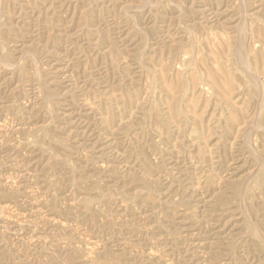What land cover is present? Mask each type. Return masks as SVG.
I'll return each mask as SVG.
<instances>
[{
  "label": "rangeland",
  "instance_id": "1",
  "mask_svg": "<svg viewBox=\"0 0 264 264\" xmlns=\"http://www.w3.org/2000/svg\"><path fill=\"white\" fill-rule=\"evenodd\" d=\"M57 1L0 0V264H264V0Z\"/></svg>",
  "mask_w": 264,
  "mask_h": 264
},
{
  "label": "bare ground",
  "instance_id": "2",
  "mask_svg": "<svg viewBox=\"0 0 264 264\" xmlns=\"http://www.w3.org/2000/svg\"><path fill=\"white\" fill-rule=\"evenodd\" d=\"M1 1H2V0H1ZM8 1L12 2V5H13V3H14V5H15V4H17V5L20 4L19 7H20V8L22 7V8H21V9L19 8V10L16 9V10L18 11V13L20 14V17L25 16V17H27L28 19H32L33 17L31 16V12H32L33 10H35V9L39 10L40 12L37 11V12H38V18L41 19V20H43L42 22H41V20H40V23H43L44 26H45V16H46V15H45V13H42V12H43L42 9H43V10L45 9V11H47L48 8H46V5H48V6L52 7L53 11H54V8H55V12H56V11H57L56 9H58V8L60 9V6H61V5H64V4L62 3L63 1H62L61 4H60L57 0H46V1H50V2H48L47 4L45 3V4L43 5V7H42V6L40 7V5H42L44 2H46L45 0H38V3H40V5H36V4H37L36 1H35L36 3L33 4L34 1L32 2L31 0H8ZM64 1H65V0H64ZM72 1L74 2V0H72ZM80 1H81V0H80ZM93 1H94V0H93ZM100 1H101V0H100ZM155 1H156V0H154L153 2H155ZM157 1H160V0H157ZM157 1H156V2H157ZM164 1H165V0H164ZM10 2H9V3H10ZM31 2H32V3H31ZM56 2H57V3H56ZM95 2H96V1H95ZM95 2H94V3H95ZM145 2H146V1H142V3H143L142 6H143V5L145 6V4H147V3H145ZM148 2H149V1H148ZM153 2H152V3H153ZM199 2H200V1H199ZM199 2H198V5H199ZM0 3H1V2H0ZM75 3H76V1H75ZM96 3H98V1H97ZM144 3H145V4H144ZM150 3H151V2H150ZM157 3H158V2H157ZM159 3H160V2H159ZM165 3H166V2H165ZM165 3H164L163 6H165ZM173 3H174V2H173ZM5 4H7V6L9 7L8 2H6V0H5ZM10 4H11V3H10ZM21 4H23V5L21 6ZM56 4H60V5H57L58 7H56ZM67 4H68V3H67ZM67 4H66V7H67ZM100 4H101V3H100ZM148 4H149V3H148ZM153 4H154V3H153ZM168 4H169V3H168ZM168 4H167V7L171 5V3H170V5H168ZM193 4H194V3H193ZM202 4H203V3H202ZM202 4H201V5H202ZM14 5H13V6H14ZM94 5H95V4H94ZM158 5H159V4H158ZM177 5H178V4H177ZM191 5H192V4H191ZM194 5H195V4H194ZM196 5H197V4H196ZM196 5H195V6H196ZM201 5H200V6H201ZM243 5H244V4H243ZM0 6H1L0 10H6V6H5V7H2V6H4L3 4L0 5ZM104 6H105V5H104ZM147 6H148V5H146V7H147ZM149 6H150V4H149ZM155 6H156V5H155ZM172 6H175V5H172ZM10 7H11V6H10ZM10 7H9V8H10ZM62 7H63V6H62ZM62 7H61V8H62ZM71 7H72V6H71ZM139 7H140V6H139ZM182 7H184V6H182ZM190 7H192V6H190ZM198 7H199V6H198ZM203 7H204V5H203ZM242 7H245V6H242ZM2 8H3V9H2ZM14 8H16V6H15ZM64 8H65V7H64ZM64 8H63V9H64ZM74 8H75V7H74ZM141 8H142V7H141ZM179 8H180V7H179ZM179 8L177 7V10H178ZM72 9H73V8H70V11H71ZM139 9H140V8H139ZM142 9H143V8H142ZM146 9H147V8H146ZM148 9H149V8H148ZM185 9H186V8H185ZM199 9H201V8H199ZM204 9H205V8H204ZM204 9H201V10L204 11ZM14 10H15V9H14ZM68 10H69V8H68ZM73 10H74V9H73ZM151 10H152V9H150V11H151ZM158 10H159V9H158ZM162 10H163V9H162ZM186 10H189V8H187ZM191 10H192V9H191ZM195 10L197 11V9H194V12H196ZM41 11H42V12H41ZM49 11H50V10H49ZM53 11H52V12H53ZM167 11H168V9H167ZM192 11H193V10H192ZM203 11H200V13L203 12ZM3 12H4V11H3ZM12 12H13V11H12ZM14 12H16V11H14ZM34 12H35V11H34ZM52 12H51V13H52ZM58 12H59V11H58ZM179 12H180V10H179ZM197 12H198V11H197ZM0 13H1V12H0ZM48 13H50V12H48ZM156 13H157V12H156ZM181 13H182V11H181ZM35 14H36V13H35ZM41 14H42V15H41ZM81 14H83V13H81ZM158 14H160V13H158ZM193 14H194V13H193ZM0 15H1V14H0ZM3 15H4V14H3ZM8 15H9V14H8ZM62 15H63V13H62ZM83 15H84V14H83ZM83 15H82V16H83ZM154 15H155V14H154ZM205 15H208V14L205 13ZM211 15H212V14H211ZM35 16H37V14H36ZM35 16H34V18H35ZM51 16H52V15H51ZM57 16H61V15H57ZM178 16L180 17V15H178ZM192 16H194V15H192ZM249 16H250V15H249ZM252 16H253V15H252ZM5 17H6V16H5ZM9 17H10V15H9ZM55 17H56V16H55ZM155 17H156V16H155ZM202 17H203V16H202ZM0 18H3V17L1 16ZM11 18H12V17H11ZM13 18H14V17H13ZM18 18H19V16H18ZM34 18H33V19H34ZM48 18H49V15H48ZM56 18H57V17H56ZM58 18H59V17H58ZM177 18H178V17H177ZM197 18H198V16H197ZM200 18H201V17H200ZM207 18H208V16H207ZM207 18H206V19H207ZM20 19H21V18H19V20H20ZM39 19H38V20H39ZM52 19H53V18H52ZM60 19H61V17H60ZM65 19H66V18H65ZM157 19H158V18H157ZM201 19H203V18H201ZM204 19H205V18H204ZM209 19H210V18H209ZM13 20H14V19H13ZM19 20H18V21H19ZM24 20H25V22H24V21L22 22V24L24 23V24H23V25H24L23 28H24V29H27V28L29 29L28 26H29V24L31 23L30 20H29V22H28L27 19H24ZM26 20H27V21H26ZM35 20H36V18H35ZM38 20H37V22H38ZM54 20H55V19H54ZM61 20H62V19H61ZM167 20H168V19H167ZM179 20H181V19L179 18ZM182 20H183V19H182ZM197 20H198V19H197ZM0 21H2V19H1ZM21 21H22V20H21ZM48 21H49V23H51V19H49ZM48 21H47V22H48ZM57 21H58V20L54 21V23H53L54 26H56V25H55V22H56V24H57L58 26H60V24H58V22H59L60 20H59L58 22H57ZM63 21H65V20H63ZM170 21H171V20H170ZM170 21H167V22H170ZM174 21H176V20H174ZM199 21H200V20H199ZM203 21H204V20H203ZM260 21H261V20H260ZM13 22H14V21H13ZM159 22H161V21H159ZM177 22H178L177 24L180 23V21H177ZM206 22H207V21H206ZM261 22H262V21H261ZM15 23H16V21H15ZM49 23H48V24H49ZM60 23H61V22H60ZM66 23H68V22H66ZM155 23H156V22H155ZM161 23H163V22H161ZM181 23H182V22H181ZM203 23H204V22H203ZM0 24H3V23L0 22ZM18 24H19V23H18ZM27 24H28V25H27ZM32 24H33V23H32ZM53 24H52V25H53ZM64 24H65V23H64ZM64 24H61V25L64 26ZM170 24H171V23H170ZM173 24H174V23H173ZM182 24H183V23H182ZM41 25H42V24H41ZM52 25H51V26H52ZM65 25L68 26L67 24H65ZM152 25L154 26V24H152ZM175 25H176V24H175ZM1 26H2V25H1ZM26 26H27V27H26ZM34 26H35V23H34ZM39 26H40V25H39ZM39 26H37V27H39ZM42 26H43V25H42ZM42 26H41V27H42ZM51 26H49V29H50ZM66 26H65V27H66ZM176 26L178 27V25H176ZM180 26H181V25H180ZM180 26H179V28H180ZM31 27H33V26H31ZM41 27H40V28H41ZM52 27H53V26H52ZM165 27H166V26H165ZM165 27H163V28H165ZM167 27H168V26H167ZM184 27H185V25H184ZM184 27H183V28H184ZM2 28H3V27H2ZM21 28H22V27L20 26V29H21ZM23 28H22V29H23ZM40 28H39V29H40ZM42 28H43V27H42ZM54 28H55V27H54ZM61 28L64 29L62 26H61ZM179 28H178V29H179ZM183 28H181V29H183ZM202 28H203V27H202ZM5 29H6V30L8 29V30L10 31L9 27H6ZM5 29H2V30H4L5 33H7L8 30H7V32H6ZM11 29L13 30L12 27H11ZM14 29H15V28H14ZM20 29H18V30H20ZM28 29H27V30H28ZM34 29H35V28H34ZM36 29H38V28H36ZM39 29H38V31H39ZM44 29H47V28H44ZM59 29H60V28H59ZM59 29H58V30H59ZM65 29H66V28H65ZM65 29H64V30H65ZM166 29H167V28H166ZM172 29H173V28H172ZM174 29H175V28H174ZM243 29H244V28H243ZM245 29H246V28H245ZM245 29H244V30H245ZM0 30H1V29H0ZM18 30H17V31H18ZM41 30H42V29H41ZM52 30H53V29H52ZM52 30H50V32H51ZM56 30H57V27H56L55 31H56ZM58 30H57V31H58ZM184 30H187V29L185 28ZM184 30H183V31H184ZM15 31H16V30H15ZM17 31H16V32H17ZM34 31H36V30H34ZM48 31H49V30H48ZM166 31H167V30H166ZM2 32H3V31H2ZM12 32H13V31H12ZM21 32H22V30H21ZM23 32H24V31H23ZM28 32H29V30H28ZM41 32L43 33V30H42ZM41 32H40V33H41ZM46 32H47V31H45L44 33H46ZM187 32H188V31H187ZM187 32H186V35L188 36V33H189V32H188V33H187ZM244 32L246 33V31H244ZM0 33H1V32H0ZM18 33H19V32H18ZM18 33H17V34H18ZM24 33H25V32H24ZM24 33H22V34L24 35ZM26 33H27V31H26ZM36 33H37V32H36ZM51 33H52V32H51ZM54 33H55V32H54ZM54 33H53V35H54ZM56 33H57V32H56ZM58 33H59V32H58ZM63 33H64V31H63ZM7 34H9V33H7ZM17 34H16V38H17ZM20 34H21V33H20ZM30 34L33 35L34 32H33V34H32V31H31ZM30 34H29V35L26 34L27 37L30 36ZM61 34H62V33H61ZM61 34H60L59 36H61ZM64 34H65V33H64ZM165 34H166V33H165ZM175 34H176V33H175ZM231 34H232V33H231ZM247 34H248V33H246V35H247ZM9 35H10V34H9ZM9 35H7V36H9ZM37 35H38V37L41 36V35H39V33H38ZM42 35H43V34H42ZM56 35H57V34H55V36H56ZM159 35H160V34H159ZM161 35H162V34H161ZM161 35H160V36H161ZM178 35H179V34H178ZM235 35H236V34H235ZM19 36H20V35H19ZM51 36H52V35H51ZM59 36H58V38H59ZM62 36H65V35H62ZM173 36H174V35H173ZM3 37H4V36H3ZM10 37H11V36H9L8 39H9ZM13 37H14V36H12V38H13ZM22 37H24V36H22ZM47 37H49V34H48ZM56 37H57V36H56ZM65 37H67V36H65ZM178 37H179V36H178ZM178 37H177V38H178ZM238 37H239V36H238ZM245 37H246V36H245ZM247 37H248V36H247ZM12 38H10L11 41H13ZM20 38H21V37H20ZM49 38H50V37H49ZM52 38H53V37H52ZM58 38H57V39H58ZM61 38H62V37H61ZM61 38H60V41H62ZM177 38H176V39H177ZM3 39H4V38H3ZM5 39H6V37H5ZM8 39H7V40H8ZM46 39H47V38H46ZM64 39H65V38H64ZM234 39H235V36H234ZM239 39H240V38H239ZM7 40H6V41H7ZM17 40H18V38H17ZM50 40H51V39H50ZM177 40H178V39H177ZM235 40H236V39H235ZM244 40H245V38H244ZM2 41H4V40H1V43H2ZM14 41H15V40H14ZM45 41H48V39L45 40ZM58 41H59V39H58ZM178 41H179V40H178ZM237 41H240V40H237ZM4 42H5V41H4ZM4 42H3V44H1V43H0V44L3 46V45H4ZM50 42H51V41H50ZM54 42H55V41H54ZM7 43H8V42H7ZM30 43H31V42H30ZM34 43H36V42H34ZM48 43H49V42H48ZM48 43H47V44H48ZM51 43H53V41H52ZM55 43H58V42H55ZM59 43H61V42H59ZM64 43H65V41H64ZM184 43H185V42H184ZM239 43H240V42H239ZM239 43L237 42L236 44H239ZM5 44H6V43H5ZM32 44H33V42H32ZM36 44H37V43H36ZM43 44H44V43H43ZM47 44H46V45H47ZM234 44H235V43H234ZM44 45H45V44H44ZM48 45H49V44H48ZM54 45H55V44H54ZM175 45H176V44H175ZM241 45H243V43H242ZM241 45H240V46H241ZM5 46H6V45H5ZM5 46H3V47H5ZM23 46H25V45H23ZM23 46H22V44H21V46H19V47H21V50H22V48L24 49ZM31 46H32V45H31ZM33 46H34V45H33ZM37 46H38V47H41V45H37ZM52 46H53V45H51V47H52ZM55 46L57 47V45H55ZM55 46H53L52 48H55ZM180 46H181V45H180ZM185 46H186V45H185ZM185 46H184V47H185ZM240 46H239V47H240ZM243 46H244V45H243ZM0 47H1V46H0ZM3 47H2V48H3ZM26 47H27V46H26ZM28 47H29V45H28ZM28 47H27V48H28ZM59 47H61V46L59 45ZM59 47H58V49H59ZM174 47H175V46H174ZM182 47H183V46H182ZM182 47H181V49H182ZM237 47H238V46H237ZM237 47H236V48H237ZM35 48L37 49V47H35ZM42 48H43V46H42ZM5 49H7V48L5 47ZM176 49H177V48H176ZM232 49H233V48H232ZM0 50H1V49H0ZM2 50L4 51V48H3ZM30 50H31V48H30ZM32 50H35V49L33 48ZM40 50H41V48H40ZM55 50H56V49H55ZM242 50H243V47H242ZM242 50H241V51H242ZM27 51H28V50H27ZM27 51H26V53H27ZM36 51H39V50H36ZM52 51H53V50H52ZM63 51H64V50H63ZM63 51H62V52H63ZM174 51H175V50H174ZM230 51H231V50H230ZM233 51H234V49H233ZM4 52H5V54H6V51H4ZM4 52H2V53L0 52V54L3 55ZM39 52H40V51H39ZM47 52H48V51H47ZM47 52H46V53H47ZM184 52H185V51H184ZM236 52H237V50H236ZM243 52H244V54H245V50H243ZM9 53H10V52H9ZM28 53H29L30 55L32 54V53H30V51H29ZM37 53H38V52H37ZM48 53H49V52H48ZM48 53H47V54H48ZM50 53H51V52H50ZM5 54H4V55H5ZM231 54H232V52H231ZM233 54H235V51L233 52ZM233 54H232V55H233ZM237 54H238V53H237ZM240 54L242 55V53H240ZM244 54H243V58H244ZM10 55H11V54H10ZM34 55H35V54H34ZM232 55H231V57H233V58H234V56H236V55H233V56H232ZM241 55H240V56H241ZM0 56H1V55H0ZM6 56H8V54H7ZM28 56H29V55H28ZM237 56L239 57V55H237ZM237 56H236V57H237ZM245 56H246V55H245ZM2 58H4V57L2 56ZM5 58H6V59L8 58V61L11 59L9 62L13 61L12 56H11V57H10V56H9V57H5ZM9 58H10V59H9ZM27 58H29V57H27ZM31 58H32V57H31ZM31 58H30V59H31ZM241 58H242V57H241ZM243 58H242V60H243ZM34 59H36V57H35ZM239 59H240V57H239ZM239 59H238V60H239ZM244 59H245V58H244ZM32 60H33V59H31V61H30V64H31V65H32L31 62L34 61V60H33V61H32ZM36 60H38V59H36ZM235 60H237V59H235ZM2 61H4L5 63L7 62V61H5V59H3ZM26 61H27V59H26ZM26 61H25V63H26ZM239 61H240V60H239ZM28 62H29V61H28ZM34 62H35V61H34ZM234 62H235V61H234ZM240 62H241V61H240ZM242 62H243V61H242ZM246 62H247V61H246ZM11 63H13V62H11ZM11 63H10V66H11ZM35 63H36V62H35ZM35 63H33V68L36 67V66L34 67V64H35ZM228 63H229V62H228ZM238 63H239V62H236V64H238ZM2 64H3V63H2ZM7 64H8V62H7ZM16 64H17V63H16ZM236 64L234 63V66H235V67H237ZM241 64H242V63H241ZM241 64H239V65L242 67V65H243L244 63H243L242 65H241ZM13 65H14V64H13ZM21 65H22V64H21ZM21 65H20V66L17 65L18 68H19V67H22L23 72L25 71V73H26V70H27L28 68H27L26 70H24L25 66H24V68H23V66H21ZM232 65H233V62H232ZM2 66H3V65H1V62H0V68H1ZM4 66H5V64H4ZM4 66H3V67H4ZM7 66L10 67L9 65H7ZM7 66H5V67H7ZM26 66H27V65H26ZM229 66H230V65H229ZM234 66H232V67H234ZM240 66H238V67H240ZM243 66H245V65H243ZM3 67H2V69H3ZM5 67H4V68H5ZM8 67H7V70L11 68V67H10V68H8ZM13 67H14V69H17V68H15L16 66H13ZM28 67H29V66H28ZM238 67H237V68H238ZM246 67H247V66H246ZM246 67H244V69H245ZM2 69H1V70H2ZM11 69H12V68H11ZM19 69H20V68H19ZM29 69H32V68H29ZM17 70H18V69H17ZM22 70H20V72H22ZM238 70H239V69H238ZM241 70H243V69L240 68V71H241ZM253 70H254V69H252V71H253ZM3 71H6V69H5V70L3 69ZM27 71H28V70H27ZM37 71H38V70H36V74H37ZM245 71H246V70H245ZM20 72L17 71V73H20ZM2 73H3V72H2ZM39 73H40V71H39ZM23 74H24V73H22V75H23ZM40 74H41V73H40ZM245 74L248 75L249 73H245ZM38 75H39V74H38ZM243 75H244V73H243ZM34 76H35V75H34ZM248 76H249V75H248ZM250 76H251V75H250ZM39 77H40V75H39ZM41 77H42V75H41ZM34 78H36L37 80L39 79L38 77H34ZM248 78H249V77H248ZM254 78H255V77H254ZM254 78L252 77V78H250V79H251V80H252V79L254 80ZM40 79H41V82L44 83V82H43V78H40ZM37 80H36V81H37ZM251 80H250V81H251ZM253 80H252V81H253ZM38 81H39V80H38ZM252 81H251V83H252L253 86H254V83H253L254 81H253V82H252ZM41 82H40V83H41ZM42 83H41V84H42ZM41 84H40V86H41ZM42 85H43V84H42ZM249 85H250V83H249ZM255 85L257 86L256 82H255ZM43 86H44V85H43ZM256 86H255V87H252V88H254V89L256 90ZM41 87H42V86H41ZM44 87H48V86L46 85V86H44ZM42 89H43V88H42ZM42 89H41V90H42ZM44 89H45V91H44V90H43V91H44L45 93H44L43 91H42V92H43V94H45V98H47L48 100H50V99H54V94H53L52 90L49 91L50 89H46V88H44ZM258 89H260V88H257V90H258ZM0 93H1V92H0ZM7 94H8V93H7ZM260 94H261V93H260ZM2 95H3V94H2ZM40 95L42 96V93H41ZM40 95H39V97H40ZM5 96H7V95H5ZM262 96H263V95H262ZM260 97H261V95H260ZM43 98H44V96H43ZM55 98H56V97H55ZM6 99H7V98H6ZM47 99H46V100H47ZM259 99H260V98H259ZM2 100H3V99H2ZM48 100H47V101H48ZM42 101H43V99H42ZM44 101H45V99H44ZM44 101H43V103H44ZM54 101H55V100H53V102H52V101H51V102L54 103ZM43 103H42V104H43ZM52 103H49V104L51 105ZM45 104H46V103H45ZM2 106H3V105H2ZM44 106L46 107L47 105H44ZM0 107H1V106H0ZM49 107H50V106H48L47 108H49ZM5 110H6V109H5ZM0 112H1V111H0ZM2 112H4V111H2ZM8 112H9V111H8ZM10 112H11V111H10ZM14 112H15V111H14ZM6 113H7V112H6ZM0 115H1V114H0ZM6 115H8V114H6ZM9 116H10V115H9ZM8 119H9V118H8ZM10 120H11V119H10ZM251 123H253V121H252ZM251 123H250V124H251ZM255 123H256V122H255ZM3 124H4V123H3ZM0 127H1V125H0ZM9 127H10V126H9ZM3 128H4V127H3ZM5 128H6V127H5ZM250 128H251V127H250ZM256 128H259V127L257 126ZM254 129H255V128H254ZM260 129H261V128H260ZM41 130H42V129H41ZM257 130H259V129H257ZM35 132H36V131H35ZM38 133H40V132H38ZM42 133H43V132H42ZM42 133H41V134H42ZM244 210H245V209H244Z\"/></svg>",
  "mask_w": 264,
  "mask_h": 264
}]
</instances>
